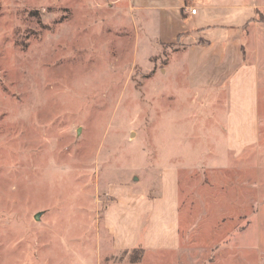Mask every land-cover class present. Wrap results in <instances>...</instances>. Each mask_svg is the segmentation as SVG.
Wrapping results in <instances>:
<instances>
[{
	"label": "rangeland",
	"instance_id": "1",
	"mask_svg": "<svg viewBox=\"0 0 264 264\" xmlns=\"http://www.w3.org/2000/svg\"><path fill=\"white\" fill-rule=\"evenodd\" d=\"M136 8L0 0V264H264V122L260 142L231 150L214 128L227 94L211 103L165 74L176 47ZM170 166L173 253L156 247L177 219L160 178ZM131 230L133 248L115 249Z\"/></svg>",
	"mask_w": 264,
	"mask_h": 264
},
{
	"label": "crops",
	"instance_id": "2",
	"mask_svg": "<svg viewBox=\"0 0 264 264\" xmlns=\"http://www.w3.org/2000/svg\"><path fill=\"white\" fill-rule=\"evenodd\" d=\"M135 2L137 11L149 13L151 24L154 23V41L159 46L176 47L164 68L165 74L170 69L176 70L187 80L191 91H200L203 94L201 96L210 95L211 103L218 104L214 95L219 96L220 102L222 94H227L229 109L223 118V125L217 121L214 128L223 126L224 140L230 149L251 148L260 142L264 122L259 114V78L264 71V20L259 19V13L264 9V0ZM190 9H195L196 13L190 14ZM242 91H248L249 104L241 102ZM213 110L222 112L219 107H214ZM178 175V169L170 166L160 176L162 186H167L169 203L175 204L177 219L174 221L175 226L172 225L173 232L167 238L166 244L156 247L160 251L172 253L179 251L182 240L178 222ZM144 198L146 197H142ZM114 204L109 211L116 209L119 202ZM146 206L150 207V204ZM106 225L109 228V224ZM110 234L113 235V232ZM134 238L131 230L129 239L119 238L115 244L113 238V246L115 249L133 248L131 240Z\"/></svg>",
	"mask_w": 264,
	"mask_h": 264
},
{
	"label": "trees",
	"instance_id": "3",
	"mask_svg": "<svg viewBox=\"0 0 264 264\" xmlns=\"http://www.w3.org/2000/svg\"><path fill=\"white\" fill-rule=\"evenodd\" d=\"M262 20V19H261ZM263 21V20H262ZM133 254L131 255V262L132 263H137L140 261L141 257H142V254H141V251H142V248H136V249H133Z\"/></svg>",
	"mask_w": 264,
	"mask_h": 264
},
{
	"label": "built area",
	"instance_id": "4",
	"mask_svg": "<svg viewBox=\"0 0 264 264\" xmlns=\"http://www.w3.org/2000/svg\"><path fill=\"white\" fill-rule=\"evenodd\" d=\"M189 12H190V14L194 15L196 13V10L195 9H190Z\"/></svg>",
	"mask_w": 264,
	"mask_h": 264
},
{
	"label": "water",
	"instance_id": "5",
	"mask_svg": "<svg viewBox=\"0 0 264 264\" xmlns=\"http://www.w3.org/2000/svg\"><path fill=\"white\" fill-rule=\"evenodd\" d=\"M35 218L37 219V218H38V215H37V216H35Z\"/></svg>",
	"mask_w": 264,
	"mask_h": 264
}]
</instances>
